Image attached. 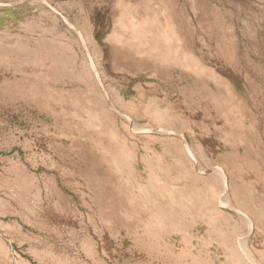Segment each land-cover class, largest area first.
<instances>
[{"label":"rangeland","instance_id":"374dc122","mask_svg":"<svg viewBox=\"0 0 264 264\" xmlns=\"http://www.w3.org/2000/svg\"><path fill=\"white\" fill-rule=\"evenodd\" d=\"M0 264H264V0H0Z\"/></svg>","mask_w":264,"mask_h":264},{"label":"bare ground","instance_id":"6f19581e","mask_svg":"<svg viewBox=\"0 0 264 264\" xmlns=\"http://www.w3.org/2000/svg\"><path fill=\"white\" fill-rule=\"evenodd\" d=\"M154 52V51H153ZM16 54V53H15ZM3 59V58H2ZM2 59H1V61H2ZM7 63H8V61H7ZM190 87H192V86H190ZM203 118H205V116H203ZM226 121V120H225ZM243 133V132H242ZM177 154V153H176ZM178 155V154H177ZM176 155V156H177ZM178 158V157H177ZM180 162V161H179ZM262 165H263V163H261V165L259 166V167H257L258 168V170H257V168L255 169V173H256V175H258V176H260V177H263L262 176V173H263V169H262ZM261 208V207H260ZM260 210H262V209H260Z\"/></svg>","mask_w":264,"mask_h":264}]
</instances>
